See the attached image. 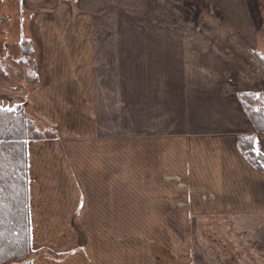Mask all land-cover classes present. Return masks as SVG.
<instances>
[{
	"label": "crops",
	"instance_id": "crops-1",
	"mask_svg": "<svg viewBox=\"0 0 264 264\" xmlns=\"http://www.w3.org/2000/svg\"><path fill=\"white\" fill-rule=\"evenodd\" d=\"M162 2L170 10L172 0ZM197 3L207 16L185 22L180 17L177 38L167 42L171 17L163 23L164 53L199 58L195 68H168L176 104L185 106L177 132L132 139L130 174L124 171L122 138L102 136L85 121L94 112L90 82L78 80L82 86L67 93V68L62 75L53 68L52 55L59 50L51 35L71 34L75 45L77 39L86 41L70 25L75 17L92 21L91 15L74 16L68 3L27 19H21L28 11L22 7L18 21L0 10L4 26L16 23L20 32L35 26L48 67L39 70L29 93L0 77V106L24 107L39 130L57 135L28 144L32 264H162L155 247L176 250L178 264H264V170L240 149L242 137H254L264 158V133L244 109L248 95L264 92L259 60H264V0ZM81 6L102 10L93 0H82ZM62 16L67 27L57 23ZM4 46L5 56L10 46ZM140 232L147 233L149 253H140L139 241L124 237ZM174 232L177 241L171 240ZM182 234L189 236L183 241Z\"/></svg>",
	"mask_w": 264,
	"mask_h": 264
},
{
	"label": "rangeland",
	"instance_id": "rangeland-1",
	"mask_svg": "<svg viewBox=\"0 0 264 264\" xmlns=\"http://www.w3.org/2000/svg\"><path fill=\"white\" fill-rule=\"evenodd\" d=\"M40 1L0 0V4L3 3L4 6L0 10L7 17H12L13 21H18L23 9L28 11L21 19H27L26 16L29 18L39 11L54 12L56 4L68 3L74 16L82 15L83 12L91 15L92 21L87 19L84 22L82 17H75L74 23L70 25V31L74 34L81 33V36L85 34L86 41L82 39L80 43L77 39L75 45L71 34L60 37L51 35L55 49L59 50L57 55H52V61L56 65L53 68H60L61 75L63 68H67L63 75L66 76L67 93L76 86L90 82L91 107L94 112L93 119L85 121L92 124V129L97 128V133L102 136L116 135L122 138L124 171H129L130 174L132 139H145L148 134L153 133L177 132L181 109L183 112L185 106L176 104L178 99L171 92L168 68H195L196 61L199 60L194 56L169 54L168 50L164 53V18L171 17V28L166 33L168 42L169 37L177 38L180 27L177 23L180 17L184 22L189 16L203 18L207 16L205 7L198 4V0H189L190 3L182 0L183 4L172 0L170 10L162 0H93L97 4L101 3L102 10L91 11L82 8V0H51L47 7L30 10L38 3H45V0H42L44 3ZM107 2L116 3L107 6ZM63 20L62 16L57 23L67 27L65 23H61ZM1 23L0 51L3 52L5 43L9 44L10 50L5 51V56L0 53V68H11V73L3 75L0 72V77L6 82L19 84L17 86L23 87L24 92L30 91L37 85L39 70L46 64L44 45L42 41L40 44L34 31L35 26L34 29H26V26L24 29L23 26V32H20L16 23L10 26H4L6 21ZM184 27L185 25L182 29L186 31ZM29 29L31 31L27 32ZM2 30H5L4 33ZM23 34L26 38L20 44L19 40ZM28 36H31V40ZM209 61H212V58ZM45 68L48 67L45 65ZM164 68H167V73ZM74 77L77 79H73ZM78 80L82 81V84ZM28 115L33 117L29 113ZM49 139L53 138H46ZM131 187L129 183L124 184V189L128 192ZM182 235L183 241L189 236ZM130 236L133 241H139L140 253H149V245H144L147 233L124 234L125 238L130 239ZM178 237L177 232L171 233V240L177 241ZM152 246L154 245H150ZM153 251L162 264H178L175 258L179 259V253L176 250L169 252L155 247Z\"/></svg>",
	"mask_w": 264,
	"mask_h": 264
},
{
	"label": "trees",
	"instance_id": "trees-1",
	"mask_svg": "<svg viewBox=\"0 0 264 264\" xmlns=\"http://www.w3.org/2000/svg\"><path fill=\"white\" fill-rule=\"evenodd\" d=\"M0 72L7 75L11 68H0ZM11 109L0 111V264H32L28 144L56 138V134L39 130L22 106ZM244 109L256 130L264 133V92L248 95ZM253 138L242 137L240 149L254 166L264 170V158L256 151Z\"/></svg>",
	"mask_w": 264,
	"mask_h": 264
},
{
	"label": "snow or ice",
	"instance_id": "snow-or-ice-1",
	"mask_svg": "<svg viewBox=\"0 0 264 264\" xmlns=\"http://www.w3.org/2000/svg\"><path fill=\"white\" fill-rule=\"evenodd\" d=\"M0 111H12L11 108H4V109H0ZM257 151H259V149H256Z\"/></svg>",
	"mask_w": 264,
	"mask_h": 264
}]
</instances>
